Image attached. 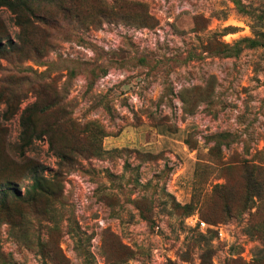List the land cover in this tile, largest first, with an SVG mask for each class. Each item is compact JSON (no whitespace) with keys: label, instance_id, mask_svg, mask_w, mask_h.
I'll use <instances>...</instances> for the list:
<instances>
[{"label":"rangeland","instance_id":"rangeland-1","mask_svg":"<svg viewBox=\"0 0 264 264\" xmlns=\"http://www.w3.org/2000/svg\"><path fill=\"white\" fill-rule=\"evenodd\" d=\"M4 2L0 264H264V0Z\"/></svg>","mask_w":264,"mask_h":264},{"label":"trees","instance_id":"trees-1","mask_svg":"<svg viewBox=\"0 0 264 264\" xmlns=\"http://www.w3.org/2000/svg\"><path fill=\"white\" fill-rule=\"evenodd\" d=\"M5 0H2L4 2ZM64 1V0H61ZM6 3V2H4ZM103 7V6H102ZM104 8V7H103ZM128 10L132 12V14L129 16L127 15H117L115 12H112L110 10H107L106 8L103 9V11L99 12V18L98 21L96 20V24H94L92 27H98L102 22H113V23H124L136 27H151L153 26V18L149 16L143 9V6L140 4H132L128 6ZM240 43H246L247 48L257 47V46H264V41L260 42L258 40H250V39H243L238 41L236 44L232 46H228L225 44H218L215 43L210 49L212 53L215 55H220L224 57H230V56H236L240 49L238 47V44ZM180 99L182 101V110L184 113H190L195 106V96L190 95V90H183L180 94ZM194 100V101H193ZM56 104V112L60 111L62 102L61 100H58ZM23 118V121L20 124V132L18 135V141H17V149L20 151L21 156H23L24 162L29 163V160L25 157V152L32 144V141L35 139H38L39 137V130L40 126H38V123L33 122L31 119H29V115H25ZM92 136L91 138H93ZM90 138V139H91ZM92 149H95L92 145ZM29 171H34L33 177H32V186L31 190L33 195H48L51 197L57 196V189L53 188L52 186V180H49L39 174H37V170L34 167L28 168ZM59 176V175H57ZM55 187V186H54ZM57 188V184H56ZM256 237L259 239H262L264 241V228L262 230H259L256 233Z\"/></svg>","mask_w":264,"mask_h":264}]
</instances>
